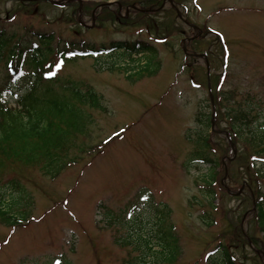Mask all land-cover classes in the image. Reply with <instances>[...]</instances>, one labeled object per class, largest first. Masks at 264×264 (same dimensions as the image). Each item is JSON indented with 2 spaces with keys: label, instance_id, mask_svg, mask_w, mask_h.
Segmentation results:
<instances>
[{
  "label": "rangeland",
  "instance_id": "rangeland-1",
  "mask_svg": "<svg viewBox=\"0 0 264 264\" xmlns=\"http://www.w3.org/2000/svg\"><path fill=\"white\" fill-rule=\"evenodd\" d=\"M61 1L64 4L53 6L0 0V31L9 41L6 52L9 48L18 52L19 44L24 50H35L33 54L42 49L44 57L52 49L55 59L49 64L55 67L48 73H55L56 80L81 83L83 91L94 90L104 98L106 109H89L95 120L82 139L85 153L56 176L41 169L18 168L5 174L6 179L21 180L25 193L13 190L12 212L26 214L29 221L19 227L0 222V264H61L60 260L66 264H161L158 258L143 262L145 256L138 249L117 244L126 234L140 235L149 238V247L159 253L162 249L156 241H161V231L167 235L171 231L179 239V251L176 247L169 256L171 261L178 257L173 264H211L221 261V250L228 252V248L236 264H253L255 246L247 244L244 250L238 246L242 239H233L229 233L244 224V236L257 237L264 253L257 199L255 212L244 219L254 210L246 187L255 188L261 181L264 190V173L247 174V157L242 160L233 149L225 155L228 138L209 135L197 118L213 110L207 88L208 60L211 84L222 76L219 91L235 92L237 100L253 97L249 103L264 128V0H159L158 5L165 3V8L150 20L129 8L136 0L120 2L121 17L118 5L102 7L119 0ZM149 1L153 0H140L138 7L146 10ZM196 27L203 30L200 35ZM35 33L52 41L45 45V36ZM194 36L198 39L188 42ZM138 40L149 43L155 52L133 58L112 52L65 66L56 61L57 50L68 42L101 50ZM199 54L206 55V60ZM149 69L154 72L148 73ZM28 73L26 79L4 81L6 71L0 67V92L8 95L10 106L17 101L11 90L25 93L30 85L32 71ZM219 129H228L226 121ZM199 133L210 136V162L227 161L212 183L207 181L215 189L216 209L210 207L205 182L211 178H207L210 164L189 162L198 148ZM244 145L249 154L252 143ZM254 155L259 160L263 157ZM260 165L256 171L262 169ZM224 169L237 179L227 178ZM226 187L245 190L235 199L224 192Z\"/></svg>",
  "mask_w": 264,
  "mask_h": 264
},
{
  "label": "trees",
  "instance_id": "trees-1",
  "mask_svg": "<svg viewBox=\"0 0 264 264\" xmlns=\"http://www.w3.org/2000/svg\"><path fill=\"white\" fill-rule=\"evenodd\" d=\"M136 1L138 2L134 3L135 5L140 4V0ZM158 1L159 0H157L156 3L154 0L149 1L148 3H145V7L148 9L157 8L159 6ZM31 5H37V2L31 3ZM137 13L145 19L150 20V17L158 12H153L152 14ZM35 34L40 37L45 36L42 37V41L43 39H46V35ZM47 36L49 35L47 34ZM46 40H48V42H46L45 45H49L50 40L52 41V37L49 36ZM7 42L9 41L4 30L0 31V50L2 51V55L0 54V67L2 70L6 71L4 81L15 80L18 78L17 81L26 79V75H29L28 71L30 73L32 71V75L28 77L30 79L28 81L31 82L30 85L26 87V92L16 93L17 101L15 107L10 106L9 102L2 98L0 92V222L6 224V226L19 227L22 226L23 223L28 222L29 219L26 214L23 216H17L12 212L11 196H14L13 190L25 193L24 187L22 186L21 180L19 181L18 179L11 177L6 179L4 177L5 174L8 170H17L18 168L20 171L41 169L44 172L49 173V175L56 176L67 164L69 165L77 162L79 157L82 156L81 154L85 153L86 143L82 139L83 136L88 135V129L95 120L89 112V109L93 108L103 112L106 107L103 104V97L97 94L94 90L83 91L84 88L81 86V83L71 80L62 81L61 78L56 80L57 78L54 79L50 77L47 79L45 77L47 72L52 67H55V64H49L51 59H55V56L52 55V49H47L48 52L44 54V57L40 56V53L43 52L42 49L38 50L36 54H33L35 50H24L19 44H16L18 52L13 49L10 50V48L9 51L6 52L5 45ZM74 44L75 43L73 42H68L66 48L61 50L58 49L55 54L57 60H60L66 65L69 64V62L85 59L90 55L93 57L92 55H94V53L104 54L109 51L118 52L123 50L125 53L133 56L134 54L155 52L149 43L139 40L134 41L133 43H113L111 48H101V50H96L93 46L85 43H81L78 47ZM73 53L75 54L72 55ZM147 68L148 67H145V69ZM141 72L142 70L136 72V74L141 75ZM150 72L152 73L154 71H150L149 69L148 73ZM220 80L221 79L219 78L213 80L212 92L216 108L214 118L217 127L216 129L220 130L219 126L222 125L223 121H226L228 124V129L224 130L226 132L224 133V136L228 138V147L230 148L227 149L228 153L225 155H228L233 151V147L229 143L232 142L235 145L237 152L240 154L239 158L245 160L247 157V163L245 165L247 174H252L254 171L256 174H262L264 173V165H262L264 163V149L262 151V148H264V128L260 122L256 121L259 118V115L254 112L252 104L249 103L253 97L244 100H237V93L219 91L221 85ZM214 85L217 87H214ZM57 87L61 88L60 92H58ZM213 116V113L208 115L205 112H201L197 118V121L201 126H207L209 129V135L211 133ZM211 135H217L218 137L221 136L215 132L211 133ZM197 136L196 145L198 148L190 157L189 162L197 161L200 165L203 163L210 164L208 167V172L210 174L207 178H211L205 180V182L206 184H208L207 181L212 183L211 179H213L212 177H214L215 172L224 168L227 161L223 159L219 164L217 161L210 162L211 158L207 155L212 151V146H210L209 143L210 136L205 133H199ZM191 138H189V140H191ZM246 142L252 143L251 148L253 153L251 149L249 154L246 153V147L244 145ZM258 148L260 149L257 150ZM213 149L215 148L213 147ZM242 149H244V151H242ZM257 153L258 155L259 153L263 155L261 160L258 159L259 156L254 155ZM258 163L261 164L260 166H262V169L256 171V165ZM224 172H226L225 169ZM227 178L237 179L235 177H230L228 173ZM261 186V181H258L255 188L248 185L245 191L249 193V201L252 203V206L249 205L250 207L254 206L253 203H256V199L258 201L259 213L256 216V220L258 221L261 234L264 236V190ZM9 188L12 190H9ZM207 188L210 194V207L216 209L214 206V202H216L215 189L211 190L212 185L210 184L207 185ZM228 191V187H226V189L224 188V192H226L229 197H236L231 196ZM231 191L237 193L241 190L237 191L232 189ZM245 204H248L246 203V199ZM207 216H209L208 213H206L205 218ZM242 231L243 227L239 226L236 228V231L229 233L230 236H234L233 239H242L243 242L238 245L239 247H242L245 250L247 244H250L249 240H251L257 251L263 250L262 248L260 249V242L257 237L252 236L251 234L244 236ZM165 232L166 233L161 231V233H159L161 241H156V245L162 249V251H159L160 254L154 250V247H149L147 243L150 242L149 238L140 235L134 236L126 234L119 242H117V244L119 246L127 245L130 248L133 247L138 249L143 253V256H145L143 262H146L147 259H150L151 262H153L154 259L158 258V262L161 264H173L178 257L171 261L170 259L172 257L169 256L174 255L175 248H178L177 244L179 239L177 236L178 241H176V238L174 239L171 231H168L170 232L169 235H167V231ZM255 253L256 256L251 259L253 264H255V260H258V263L256 264H264L263 254L260 255L257 252ZM220 258L221 261L210 263L236 264L234 256L229 253V248L228 252L221 250ZM60 263L66 264V262L62 260H60Z\"/></svg>",
  "mask_w": 264,
  "mask_h": 264
}]
</instances>
